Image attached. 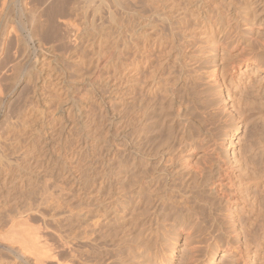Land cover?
I'll list each match as a JSON object with an SVG mask.
<instances>
[{"label":"bare ground","instance_id":"6f19581e","mask_svg":"<svg viewBox=\"0 0 264 264\" xmlns=\"http://www.w3.org/2000/svg\"><path fill=\"white\" fill-rule=\"evenodd\" d=\"M50 1L52 2V0ZM50 1L16 0V3L10 4V0H0V37L3 40V43H1L7 45V47L8 44L6 43H10V39L13 42L17 40L15 43L18 41L22 43L23 41L20 37L22 34L28 33L26 35L28 39H26L33 44L35 52L32 53V51H29L26 43H24L28 50L24 56V61L21 57L22 54L24 55V51H22V54L20 51L21 56L18 53V57H21V59L19 58L17 60H22L21 62H24L25 66H31L32 54L35 55L32 66L40 75V78L37 80H42L45 76L43 74L47 70L52 74L51 72L57 67H54L58 58L56 57V52L54 54L50 48L47 49L46 46L44 48V41L43 43L40 41L41 37H43L41 40H44V36H41L39 39L37 38L40 33L46 35L47 32V35H52L50 31L52 25H54V21L58 22L56 20H60L57 18L56 13L60 14V12L57 11H59L58 9L60 8V2L62 0L59 3H57L59 0H56L57 6L56 3H50ZM75 1L80 3L81 0ZM75 1H73V3ZM90 1L92 0H84V3H82L85 4V2H87L89 3L88 5H92ZM190 1L191 0L187 2L189 3ZM79 3L75 4L78 6ZM116 3V5H118V3L120 5V1ZM75 4H73V6ZM189 4L194 8L196 13L190 10V12H193L190 14L192 17L186 14L187 16L184 15L186 17H182L184 18L183 20L182 18L181 20L179 19L180 23H177V18L176 23L182 25V27H179L181 29L177 28V26L180 25L176 26L177 29L175 26L173 27V23L172 27H170V25H164V23L171 24L170 19H168L171 17H163V14H158L157 18L162 21L159 23L174 30V32L169 31L171 36L169 37V34L167 35L169 37L167 41L165 39L166 35L165 38L162 37L164 41H161L163 39H161V37L159 38V34L157 35V33L160 32L156 31H159L160 28L154 29L156 34L153 29L149 30L148 26H151V24L148 23H152L153 20H150V18L147 19L148 21L150 20V22H147L146 25L141 22V27L143 31H145L142 38L136 39L137 41L135 40V49L133 50L134 52L130 60L129 68V82L131 85L133 109L131 119L132 139L130 148H127L129 151L127 155L130 156L129 168H126L129 172V178L125 175L127 171L125 169V176L123 178L119 179L116 177V180L111 179L112 181H110L108 174L111 169L105 163L107 162L108 164L107 157L109 156L108 153H110L109 145L105 142L100 143L102 144L100 145L98 143L101 141L95 138L94 139L97 140L98 143L93 144L100 150L98 155L101 154V158H97L101 159L100 162L103 165L102 173L100 172V183L96 178L92 179V177L95 176L92 170L95 169L94 164L97 163H88L86 165L88 168L85 167L80 179H78V177H73L74 173L72 169L69 170L66 167H64V169L62 168L64 174L61 175H66L65 177L69 179L72 178L75 186L73 187L75 189L71 190V194H68L72 196V200L68 198L71 201V205L68 204L69 201L67 202L66 199H63L68 204V206H66L68 210L73 205L69 210L70 212L68 211V217L65 219L68 221V224L64 219L63 220L65 221L64 223L68 225L67 231L73 232L74 236L76 234L75 232L81 229L84 223L86 228H83L84 231L81 229L84 232L82 233L83 237L82 234H80V238L78 234L80 233L79 230L76 234L79 236H75L77 239L71 240L70 234H68L69 239L65 237V235V238H63V234L66 233H63L62 236L58 235V232H61V230L59 229L58 231L56 229L57 232L55 233H57V238L59 239L58 241L56 240L58 244L51 246L52 244L49 245L48 242H46L48 239L46 240V236H44L47 235L48 231L46 232V230H44V232L42 230V233L37 230H35L37 231L35 232L33 229L34 232L27 231L31 228H28L29 226L27 224L29 221L28 215L26 216L28 220L23 218L24 215H20V218L15 217L16 219L13 218V221L9 222L11 226L19 225L16 227L22 229L24 227H20L21 225H27L24 229L25 232L27 231L25 234L27 236L23 234V231L21 235L25 237L13 234L17 237H21L19 239L20 241L17 240L18 238H15L16 236L14 239H16L23 250H25L23 252L33 255V258L35 260L37 259L39 264H49V262L50 264H162L159 252L162 250L161 247L164 246L163 243L166 241L164 237L168 234L167 229L176 227L181 228L184 225H191V228H194L198 236L201 237L199 242L204 244L203 247H194L193 253L188 257L187 264H212L214 258L213 249L215 251L223 247H225L227 251L234 249L232 244V239H234L233 235L236 230V209L234 207L238 204V199H242L244 205L248 204V202L253 203H250L252 206L251 211L256 214L255 217L257 216L256 219H254L256 222L258 219L263 218L264 204L260 199L262 196L264 197V191L260 190L259 193L253 192L254 194L252 193V195L249 190L254 186L259 187V185L264 183V178L261 176L264 170L263 168L261 169L263 172L260 175V167L258 169L257 166V164H259L257 160L262 154L258 151L264 149V129L261 127L260 129L259 125L256 126L257 123L259 124V120H262V122L264 121V88L262 84L253 79H251L249 83H242L241 77L243 75L241 71L244 67L249 68L253 65L257 66L263 61L264 48L261 50L257 49L253 44L254 40L251 32L255 27L262 28L264 32V0H195ZM122 5L120 6L122 7ZM62 6L64 7V5ZM57 7L59 8L56 11L55 8ZM187 7L189 8V6ZM62 10L61 12H63ZM158 10L157 8V12H155L158 13ZM155 12L152 15L157 16ZM160 12L165 15L168 14V12L165 13V11L163 12L160 10ZM154 16L152 18L156 20V16ZM188 16L191 18H187ZM60 21V23L58 22L59 25L55 27L56 30L59 29L58 26L64 24L69 27L73 26L78 33L77 26H74L75 24L69 21L67 22L65 19H61ZM143 21L146 22L145 19ZM13 22L17 25L15 29L10 26ZM154 23L152 24L156 26L157 21ZM240 25L249 28L246 30L238 29ZM54 26H56V24ZM146 28H148V31ZM47 29L50 31L48 32ZM175 30L178 32L176 33ZM39 31L44 32H40L38 36H35ZM53 31L54 30L51 32ZM140 32L141 31L137 32L138 36L136 38L141 36L142 33ZM50 36L48 39L45 36L46 40H49ZM18 44L20 46V42H18ZM24 44L22 43L21 46ZM11 45L13 46L14 44L12 43ZM14 47L15 46H13V48ZM20 47L18 49H20ZM219 48H224V50L231 48L229 54H225L224 52L220 57L223 61L221 65H219L216 60ZM22 49L25 50V48ZM16 51L12 50L13 54ZM53 51L56 50L53 48ZM237 52L239 53L236 54ZM235 54L237 58L239 57L238 60L232 59ZM16 57L15 54V59ZM15 65L17 66V64ZM32 66L30 68H32ZM19 68L23 69V67ZM51 69L53 70L50 71ZM19 70L21 71V69ZM29 70L31 71V69ZM29 70L26 69L25 72L27 73ZM20 71L17 70L18 73ZM55 71L58 73V70ZM62 73L65 75L64 72ZM62 73L60 72V74L58 73L57 75L61 77ZM48 74L47 76H50ZM238 76H240V78L236 79ZM45 79H47V77ZM43 80L42 83L45 84ZM227 81H229V84H227ZM232 87L235 88L234 93L232 92ZM231 102L232 111H230V109L228 110V104ZM240 123L245 125L252 123V125L254 124V128L248 131V133L246 132L244 138H242L243 134L240 135L243 148L241 158L237 160V172L239 175H236L234 174L236 169L233 170L229 162L222 157L218 150V145L219 139L223 135L230 134L231 137H234L240 134ZM89 139L90 136L87 135L85 141ZM86 142L85 144L88 145ZM23 150H25V148ZM98 150L95 152H98ZM200 150H203L205 155L201 158H197V154ZM25 151L23 152L26 154ZM30 153L32 152L27 154L30 155ZM25 156L26 155L22 158H26ZM4 160L8 161L6 158H4ZM30 160L32 161V159ZM36 160L34 161L35 163H33L38 166L37 163L39 161ZM27 162L26 160L25 163L24 159L25 165L21 164L22 167H19V170L15 169L17 173L14 170L15 175H17L16 177L14 176L16 182L21 178L20 174L29 175V172L33 173V169H35V171L38 170H36V165H32L30 161L28 164ZM17 165H12L11 169ZM33 166H35V168ZM14 173L9 174L12 175ZM90 173L94 176L89 177ZM38 175L40 174H37V176ZM12 177L10 179H13ZM34 177L33 174V179ZM61 177L58 179L61 180ZM235 178H237V181H235ZM127 179H129V188L125 189L124 187L126 184L124 182ZM26 180L24 178V181ZM95 180L100 184L98 187L92 186ZM13 181L15 180L13 179ZM31 183L33 185V181H31ZM115 183L116 185L114 186ZM22 184H24V182H22L21 185ZM5 187H7V185ZM7 188H5L4 193H6ZM80 190L84 191L79 193ZM9 193L5 195L8 196ZM6 198L9 200L8 197H4V200H2L5 201ZM11 200L12 199H10V201ZM63 200L61 201L63 202ZM56 203L60 205L59 201H56L55 205ZM58 205H56V208H59ZM52 207H54V204ZM52 209L50 210L53 212L54 209ZM51 211L50 213L52 214ZM55 214L56 213H54V215ZM93 220L94 222L91 223ZM248 220L250 222V219ZM54 225L55 224H53V226ZM11 226H9L10 229ZM58 226H60L59 222ZM13 228L15 229V227ZM45 228L46 227H44V229ZM10 231L14 230L12 229ZM43 233L46 234L42 235ZM53 233L54 232L51 234ZM55 233L54 236H56ZM51 234L50 237L52 236ZM237 236L238 234L235 237ZM47 237L49 236L47 235ZM78 237L84 239V241L81 240V246H84V248L86 247V249L82 251L83 249L81 248L82 250L80 252V249L78 250V246H76L77 248H75V251L78 250L79 254L75 256L77 251L76 254L72 256L75 251H72V253L69 251L74 250L73 248L76 245H74L72 241L78 240ZM75 243H80V241H76ZM6 246L3 245V247ZM170 247L172 251L175 250V245L172 244ZM12 248L9 246L6 247L9 252L15 253V250ZM1 250L3 251V249ZM201 250L205 251L204 256L201 254L202 256L200 255V257L197 253L195 254V252ZM66 251L67 254L69 252L70 255L64 257ZM240 253L243 256L244 252L242 250ZM20 257L23 258V254L20 255ZM25 257L26 256H24V258ZM202 257H206V260L203 259V261H201ZM15 258V260H17V257Z\"/></svg>","mask_w":264,"mask_h":264},{"label":"rangeland","instance_id":"374dc122","mask_svg":"<svg viewBox=\"0 0 264 264\" xmlns=\"http://www.w3.org/2000/svg\"><path fill=\"white\" fill-rule=\"evenodd\" d=\"M60 1L61 0H59L58 2L56 0H52V2L50 1V3H56V2L59 3ZM62 1H61L62 3L60 2V8L57 7L55 9L57 11V9L59 8L58 9L59 11L57 12H60L61 15L63 13V15L61 16L60 14L56 13L57 18H59L60 20L65 19L67 22L69 21L70 23L75 24L74 26H77L78 33L76 32V29L73 26L69 27L62 23H61L62 25L60 24L61 26H58L59 29L56 30L55 27H57V25H59V23L62 22L57 19L56 21L58 22L60 21V22L58 23L54 21V25L56 24V26L52 25L51 27V31L52 30L54 31L51 32L50 30H48L50 27L47 29L48 32L50 31V33H52V35L57 33L56 35H53L52 37L51 34H48L49 36L50 35L51 36L49 40H46V38L48 39L49 37L47 35V32L46 35H42V33L40 32H44V31H39L35 34V36H38V33H40L39 36L37 37L38 39L41 36H44V40H41L43 37H41L40 39L42 43L43 41L45 43V44L43 43L44 48L45 46L47 49L50 48L52 52H54V54L56 52V57H58L54 65V67L56 66L57 67L56 69L55 68L54 69L58 70L57 72L59 74L60 72L61 73L64 72L65 75H63L62 73V76L59 77L60 75H57L58 73H56L55 70L53 69L50 70V71L53 70V72H51L52 74H50V72L47 70L46 71L47 73L45 72L43 74L45 75L44 78H42L41 76L42 80L44 79L43 81L45 82V84L42 83L41 79L37 80L40 78V75L37 73V71H35V69L32 66L33 61L35 59V55L32 54L33 58H32V62L30 63L32 68H30L31 66H27V65L25 66V63L21 62L22 60L24 61V56L28 50L32 51V53L35 52V48H33V44L29 40H27L28 36L26 35L28 33H24L25 36L24 34H22V36L20 37L23 41L22 43L23 44L26 43L28 50L26 49L27 47L25 44L23 45L25 47L21 46L22 45L21 41H18L20 42V46H21L20 47L18 42L15 43L17 40L13 42L11 41V39H10V43L12 42L14 44L13 46L15 47L13 48V46L11 45L12 43L10 44L9 42H7L6 44H8V47L10 45V47L8 48L7 45L2 44L3 40L0 37L1 38L0 39V101H1L0 102V154H1L0 156V243H1L0 264L38 263L37 259L35 260L33 258V255L29 253L26 254L25 252H23L25 250H23L19 242H17V240H19L21 237H17L16 235L13 234H17L18 236H20L21 233H23V231H24L23 234L25 235L27 231L34 232L35 230H37L40 233H42L44 230H46V232L48 231L47 235L49 237H47V235H44L46 233H43L42 235L46 236L45 237L46 240L48 239L46 242H48L49 245L52 244L51 246H54L58 244L57 241L59 240L57 238V233H55L57 232L56 229L58 231L59 229L61 230V232H58L59 233L58 235L62 236L63 233H66L63 234L62 236L63 238L68 237L69 239L68 234H70L71 240L75 238L77 239V237L75 236H79L80 234L84 233L83 228H86L84 226V223L82 225L83 227L81 228L83 231L81 229H79L80 230L79 231L76 228L77 232L78 231L80 232L78 233L79 235H76L77 232H75L76 234L74 236L73 232L69 230L67 231L68 221H66L65 219L68 217L67 216L68 211L73 205L69 208V210L66 206H68V204L71 205V201L69 199H71L72 196L69 195L71 194V190L75 189L73 188L75 186L72 181V178L69 179L65 177L66 175H61L64 174L62 170L64 169V167H66L69 170L72 169L74 173L73 177L75 178L78 177V179H80V176L81 174H83V170L85 169V167L88 168L86 166L88 163L89 164L91 162L97 163L94 164L95 169L93 168L94 170H92V173L94 172L95 176L92 173H90L89 177L94 176L92 177V179L96 178L98 182L99 181L101 182L100 172L102 173L103 165L100 162L101 159H98L101 158V154L98 155L100 150H98L94 145L95 143H98V141L95 139H99V141L101 142H99L98 144L105 142L109 145L110 148L109 151L110 153H108L109 156L107 157L108 164L107 162H105L106 165H108L111 169L108 174L110 181H112L111 179L116 180V177L120 179L123 178L125 175L126 176L129 175L127 169L129 168L128 164H129L130 156L127 155L129 153L127 148H130L131 139H132L131 119L133 113L131 85L129 82V68H130V60L132 59L133 56L132 54L134 52L133 50L135 49L134 48L135 47L134 43H136L135 40L142 38V35L144 34L145 31V30L143 31L141 27V22L143 24L145 23L146 25L147 22H150V20H153V22L151 21L152 23L157 21L158 25L156 24V26H154L155 23L154 25L152 23H148L151 24V26L149 25L148 28L149 30L151 29L156 30L160 28L159 31L158 30L156 31V32H160L157 33V35L159 34V38L161 37V39L165 38L166 35L165 39L167 41L171 36L169 33L171 31L174 32L172 28H171L172 30L170 29V27H172L173 24H174L173 27L175 26L176 28L177 25H180L177 23L181 20V18L184 15L186 14L190 15L193 12L196 13L194 8L191 7V5L189 4L192 3V1L194 2L195 0H191L189 3L187 2L189 0H117V1L92 0L90 1L92 5L91 4L88 5L89 3L87 2L83 4L84 0H81L80 3L78 1L76 2L75 0H62ZM73 1L75 2L73 3ZM118 1H120V5L123 4L122 5L123 8L119 5V3L118 5H116L117 4L116 2ZM10 2H11L10 4L12 3L14 4L16 3V0H10ZM75 3H79V5L77 6ZM73 4L75 5L73 6ZM62 5H64V7ZM187 6H189V8ZM157 8L159 9L158 13H156ZM60 9L61 10L63 9L62 10L63 12H61ZM160 10L163 12L165 11V13L168 12V14L165 15L164 13L160 12ZM190 10L193 12H190ZM154 12L155 14H157V16L155 15L156 20L152 18L154 16L152 15ZM159 13L163 14V17L166 16L171 17V18L167 17L168 19H170L171 24L164 23V25H170L169 28L168 26L165 27L160 24L162 21H160V19L157 18ZM190 16L192 17V15ZM190 16H188L187 18H189ZM149 18L150 20L148 21L147 19ZM144 19L146 20V22L143 21ZM183 19L184 18H182V20ZM174 21L175 23L177 21L176 25ZM10 26L14 27V29L15 27H17L15 22L10 24ZM179 27H182V25L177 26L178 29H181ZM148 28H146L147 31ZM248 28L249 27H245L243 25H240L238 27V29H245V30ZM139 31H141L140 33H142L143 31V33L141 34V36L136 38L138 36L137 32ZM175 32L177 33L178 31L175 30ZM160 34L162 35L164 34V35L162 36ZM251 35L254 40L253 44L257 47V49L258 50L263 49L264 48L263 29L255 27L254 30L251 32ZM161 41H164V39ZM19 47L20 49H18ZM51 47H53L54 50L56 51H53V48ZM22 48H25L26 51L23 50ZM230 49L231 48H229L228 50L227 49L224 50V48H219L218 56H216V60L219 65L223 63L220 57L224 54V52L225 54H229ZM12 50L13 51L17 50L18 52L16 51L17 53L14 52L13 54ZM20 51L21 54L23 53L22 51H24L25 52L24 55L22 54L21 56ZM18 53L23 58L21 61L17 60L19 58L21 59V57H18L19 56ZM238 53L239 52H237L236 54ZM15 54L18 57V58L16 57V59H15ZM236 54L232 59L235 60L239 59V57L238 58L236 57ZM8 56H10L11 58ZM262 59L263 61L259 63L257 66L253 65L252 67L249 68L247 67L242 68L241 71V74L243 75L241 77L242 83L244 82L249 83L250 80L253 79L256 82L262 84V87L264 88V57ZM19 61L22 63V66ZM15 64H17V66L18 65L20 66H18L17 68ZM19 67H23V69ZM25 68L27 70L31 69V71L29 70L27 74L25 72L26 71ZM19 69H21V71ZM17 70L20 72L18 73ZM47 74L50 76H47ZM46 77L47 79H45ZM239 78L240 76H238L236 79ZM61 79L64 80L62 81ZM227 84H229V81H227ZM234 91L235 88H233L232 92L234 93ZM263 96H264V92H263ZM231 105L232 102L228 104V110L230 109V111H232ZM258 122L259 124L257 123L256 126L259 125V128L261 127L262 129H264V125H262L264 124V121L262 122V120H259ZM253 125L252 123H249V125L240 123L241 126L240 134H237L234 137H231L230 134H227V135H223L219 139L218 150L222 155V157L227 162H229L233 170L236 169L234 173L236 175H239V173L237 172L238 171L237 160L241 158V152L243 148V142L240 139V135L243 134L242 138H244V134H246V132L248 133V131L254 128ZM87 135L90 136V139L86 140L87 141L86 142L85 138ZM85 142L88 145H86ZM28 145H30L32 149ZM24 148L25 150L26 149L28 150L25 151L23 150ZM97 150L98 152H95ZM23 151H25L26 154ZM28 151L32 152L30 153V155L35 159L31 158L30 155L27 154L29 153ZM258 152L262 153L260 155L261 158L259 157L257 160V163L260 164V165L257 164V166L258 169L260 167L259 174L261 175V173L264 170V157H263L264 149L262 151L259 150ZM23 154L26 155L25 156L26 158H22L24 157ZM204 155L205 152L203 150H200L197 154V158H201ZM4 158L8 159V161L4 160ZM24 159H25V163L27 160L28 162L30 161L32 165H36L34 164L35 163L34 161L38 159L36 160L39 161L38 163L36 162L38 164V166L36 165V170L38 169L37 170L38 173L37 171H35V169H33L34 170L33 173L29 172V175L25 174L26 177L25 175L20 174L22 180L20 178L19 179L20 182L19 181L16 182L15 177L17 175H15L14 170L15 169L19 170L20 169L19 167H22L21 164L25 165ZM30 159H32V161ZM18 162L20 165L18 164ZM8 163H11L13 166L18 164L19 166L17 165L14 168H12L13 169L12 171L11 169L12 165ZM49 166L52 167L50 168ZM33 167L35 168V166ZM75 167L78 168L76 169ZM262 168L263 170H261ZM17 170H15V172ZM9 173L10 174L14 173V174L10 175ZM33 174L35 176L34 179H33ZM37 174L40 175L37 176ZM58 176L59 177L62 176L65 179L61 177L60 180L58 179L59 178ZM261 176L262 178H264V173H262ZM11 177L15 181H13V179H10ZM31 177L33 180L31 179ZM24 178L25 180L27 179L28 181L27 180L24 181ZM29 179H30V183H29ZM96 180L94 182V185L92 184V186L98 187V185H100L99 184L100 182L98 183ZM31 181H33V185ZM235 181H237V178H235ZM22 182H24V184L21 185ZM124 183L126 184L124 188L128 189L129 179H127ZM10 184L11 185L13 184L12 188ZM6 185L8 188L5 187ZM115 185L116 183L114 184V186ZM13 186L14 187L19 186V187L14 188ZM5 188H7L6 193H4ZM263 189H264V183L259 185V187L258 186L252 187L249 190V192L251 194L253 192L259 193L260 190L264 191ZM83 191L84 190H80L79 193H82ZM7 193H9L8 196H6ZM3 194L6 195L4 196ZM63 194L65 197L63 196ZM3 196L8 197L9 200L6 198L5 201L7 202L3 201L4 200ZM10 199L12 200L10 201ZM63 199L64 200L66 199L67 202L69 201L68 204ZM61 200H63V202ZM238 200H239L238 204L235 205L234 207L236 209L235 210L236 230H235V234L233 235L234 239H232V244L234 246V249L231 251H227L225 247L217 251L213 249L212 252L214 253V258L212 264H264V215L263 218L258 219V221L256 222V220L254 219H256L257 216L255 217L256 214H254L251 211L252 206L250 203L252 202H248V204L244 205V201L242 199H238ZM260 200L264 204L263 196ZM56 201L57 202L59 201L60 205L56 203V205H58L59 208L58 207L56 208L55 205ZM4 202L7 204H5ZM53 204L54 207H52ZM52 208L54 210L57 209L56 211L58 210L60 211L56 212ZM50 209H52L53 212L56 213L58 216L56 214L55 216ZM50 211L52 212V214L50 213ZM20 215L21 216L24 215L23 218H26V216L28 215L27 217H29V221L27 224L29 226L28 228L31 227L30 228L31 230L29 229L30 231L27 230L25 232L24 229L26 228L25 226L27 225L25 226L21 225L20 227H24L22 229L16 227L19 225L11 226V223H9L10 221L11 222L13 221V218L14 219L20 218L21 217ZM52 215H54L56 218ZM63 219L67 222V224L64 223L65 221ZM248 219H250V222ZM26 220H28V218H26ZM58 222L60 226H58ZM93 222L94 220L91 223ZM53 224L55 225L53 226ZM9 226H11V229ZM13 227H15V229ZM44 227L46 228L44 229ZM12 229L14 231H10ZM167 230H168L167 232L168 234L166 235V237H164L166 241L165 243H163L164 246L161 247L162 250H160L159 252L160 253L159 257L160 259H162L161 260L162 264H187L188 257L190 254L193 253L194 247L204 246V244H201L199 242L201 240V237L198 236L194 228H191V225H184L181 228L176 227ZM52 232H54L56 236H54V233L51 234ZM50 234L52 235L51 236L52 238L50 237ZM237 234L238 236L239 235L240 236L235 237ZM14 237L18 239L16 240L14 239ZM80 238L78 237V240H76L77 242L80 241V243H75L76 241H72V243L74 242V245L75 244L76 245L73 248L74 250H71L69 252L71 253L72 251L74 252L75 248H77L76 246H78V250L80 249L79 250L80 252L82 249H83L82 251L86 249V247L84 248V246H81V243L82 241H84V239H80ZM172 244L175 245V250L173 251L171 250L170 247L172 246ZM3 245L4 246L7 245L6 247L8 246L11 248L13 247L12 249L15 250V253L9 252L6 249V247H3ZM1 249H3L4 252ZM241 250L244 252L243 256L240 253ZM77 251H75L72 254V256H74ZM79 251L75 256L79 254ZM69 252L67 254L66 251L64 257L70 255ZM196 253L199 256L201 254L203 256L205 255L204 250L195 252V254ZM9 254L10 255L13 254V255L10 256ZM22 254H23V258L24 256H26L25 257L26 259L20 257V255ZM15 257H17V260H15L16 259ZM205 258L206 257H202L201 261H203V259L206 260Z\"/></svg>","mask_w":264,"mask_h":264}]
</instances>
